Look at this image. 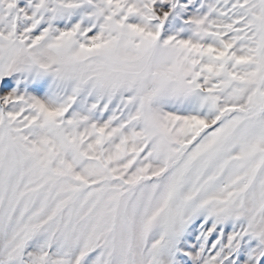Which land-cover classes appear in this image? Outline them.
Returning a JSON list of instances; mask_svg holds the SVG:
<instances>
[{
    "label": "snow or ice",
    "instance_id": "obj_1",
    "mask_svg": "<svg viewBox=\"0 0 264 264\" xmlns=\"http://www.w3.org/2000/svg\"><path fill=\"white\" fill-rule=\"evenodd\" d=\"M0 264H264V0H0Z\"/></svg>",
    "mask_w": 264,
    "mask_h": 264
}]
</instances>
